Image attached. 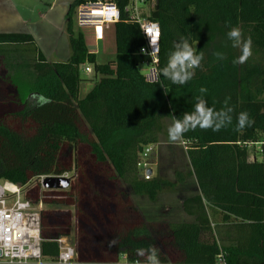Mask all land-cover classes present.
Segmentation results:
<instances>
[{"label":"trees","instance_id":"1","mask_svg":"<svg viewBox=\"0 0 264 264\" xmlns=\"http://www.w3.org/2000/svg\"><path fill=\"white\" fill-rule=\"evenodd\" d=\"M119 1L115 59L83 98L80 68L97 66L73 22L83 0L66 14L67 60H49L30 33L0 32V180L23 188L42 176L73 173L69 188L38 182L25 193L34 204L67 206L40 211L43 261L27 264H60L57 240L73 228L76 264H147L149 249L159 264H213L220 251L229 264H264V159L249 160L246 145L264 137V0H157L151 10L161 26L157 81L140 70L150 60L140 52L145 38L138 24L124 21L128 0ZM232 27L255 48L243 64H233L240 51L227 38ZM181 38L197 40L203 60L190 81L174 85L159 70ZM201 87L209 107L231 109V123L181 137L188 175L197 182L182 208L194 220L147 221L132 194L155 202L176 184L141 177L140 155L159 143L166 119L193 110ZM39 97L47 100L42 106ZM241 112L252 121L243 129L237 127ZM177 175V181L184 177Z\"/></svg>","mask_w":264,"mask_h":264},{"label":"built area","instance_id":"2","mask_svg":"<svg viewBox=\"0 0 264 264\" xmlns=\"http://www.w3.org/2000/svg\"><path fill=\"white\" fill-rule=\"evenodd\" d=\"M157 0H128L125 5V22L139 25L141 33L145 38V44L140 52L148 56L150 60L147 65L150 67L146 79L149 81L158 80V54L160 49L161 26L160 23L151 18V10L155 7ZM77 24L79 27H93L95 36L101 40L104 37V29L121 21V7L119 0H83L76 10ZM150 35L157 36L155 56L149 54L153 51ZM91 72L92 69L87 67ZM184 144V143H183ZM256 152L264 153V137L259 141H251L246 144ZM154 149L149 145L140 155L138 166L143 172L146 180L153 177V163L149 157ZM254 160L257 157H254ZM152 170V172H149ZM64 176V175H63ZM45 176L41 177V181ZM40 209L34 205L21 191V188L14 184L0 185V262L10 264H27L30 262H42L40 251ZM60 253L58 263L70 264L77 253L75 247L67 237L58 240ZM136 264H145L136 262ZM213 264H229L222 251L216 255Z\"/></svg>","mask_w":264,"mask_h":264},{"label":"rangeland","instance_id":"3","mask_svg":"<svg viewBox=\"0 0 264 264\" xmlns=\"http://www.w3.org/2000/svg\"><path fill=\"white\" fill-rule=\"evenodd\" d=\"M12 1V2H11ZM15 1V2H14ZM0 0V21L9 22L11 20H14L15 15L13 12L17 9L20 11L21 14L24 13V6L28 2L30 4H34L36 9H46L47 4H50L53 0H42L40 3L39 0ZM34 1V3H33ZM63 5L65 8V21H66V14H67V7L69 8V5L73 3L75 0H57L56 2ZM19 2V3H18ZM58 8V7H56ZM64 21V25H65ZM15 22V29H20V26L17 25ZM73 22L75 29L82 32L85 37V42L88 47V49L96 54V64L94 63H86L81 66L80 68V76L83 79L79 95L81 98H83L96 84V82L100 78V69L107 64L109 61L115 59L116 56V41H115V35H114V26L111 25L109 29H104V37L103 39L99 40L95 36V29L93 27H79L77 24V17L76 13L73 15ZM65 29V28H64ZM66 37L69 41L68 34L65 32ZM53 35V32L50 33ZM65 37V38H66ZM59 35L55 36L54 40L58 42ZM65 38H63L65 40ZM59 43V42H58ZM64 42L61 43V50L63 51ZM252 47V53L255 52V48L253 45ZM47 49V47H46ZM89 67L92 69L91 72H88L86 68ZM149 66L147 63L140 64V70L146 75L149 71ZM173 123L172 118H168L165 120V127L163 132L161 133V145L155 146L149 160L153 163V176H161L164 178H167L169 181L174 182L175 188L167 187L164 190H162L159 193L158 199L153 202L151 201L147 196L145 195H135L132 194V197L144 215L145 219L147 221H172V222H179L183 221L185 219L183 213H182V198L185 195L192 194L197 189V184L194 181V177H190L188 173L191 170V165L188 159L186 147L183 144L181 138L175 142H170L168 140L167 135V129L168 127ZM159 141V142H160ZM158 152V154H157ZM251 154H256L258 160L264 159V153L263 152H256V149L250 148L249 151V159L252 160ZM181 172V174L184 175L183 181H177L178 175L177 173ZM73 173H67L64 176L72 178ZM140 176H143V172L140 171ZM38 181L33 180L28 186L21 188V191L25 195L27 190H31L33 187L37 185ZM177 182V183H176ZM5 184H12L6 180H0V185ZM70 187V186H69ZM68 187V188H69ZM126 189L129 192L131 191V188L127 185H124ZM36 207H38L40 210L44 209H66L67 206L64 205H50V204H44V203H35ZM75 229H72V233L70 236H68L69 242L75 247L74 242V234ZM122 263H127L125 256L121 259ZM73 264H76V259L71 262Z\"/></svg>","mask_w":264,"mask_h":264},{"label":"clouds","instance_id":"4","mask_svg":"<svg viewBox=\"0 0 264 264\" xmlns=\"http://www.w3.org/2000/svg\"><path fill=\"white\" fill-rule=\"evenodd\" d=\"M227 38L232 42L233 48H238L240 55L233 60V64H243L252 54L251 39H243L242 32L238 27H232L227 32ZM150 43L153 45V51L149 54L155 56L158 49L156 48L157 36L150 35ZM197 40L190 43L188 39L181 38L173 45V50L169 52L167 62L159 72L163 78L167 79L174 85H184L193 78L194 70L198 68L203 60V53L197 52L195 45ZM218 59H223L222 53H215ZM199 92L202 94L196 98L191 112H186L181 119H173V123L167 129L168 140L175 142L179 140L184 133L189 130L209 129L218 131L221 127L231 123V116L227 111H217L207 105L205 99L202 98L207 89L201 87ZM47 100L39 97L36 101L37 106H42ZM252 121L246 112H241L237 117V127L243 129L246 125H250ZM114 243V241L110 242ZM137 254L145 256V250L139 249ZM147 264H159V259L155 249H149L147 254Z\"/></svg>","mask_w":264,"mask_h":264},{"label":"crops","instance_id":"5","mask_svg":"<svg viewBox=\"0 0 264 264\" xmlns=\"http://www.w3.org/2000/svg\"><path fill=\"white\" fill-rule=\"evenodd\" d=\"M56 1L57 0H53L50 4H47L46 9H36L34 4H30L28 2L24 6L25 9L23 14H21L20 11H18L17 9L15 10V12H13L15 15L14 20L16 21L17 25L20 26V29H15L14 20H11L9 22L0 21V32L30 33L35 38L38 46L49 60L51 61L67 60L70 57V44L66 37V34L64 33V21H65L64 13L66 7L64 8L62 4L59 5V3H62V1L61 2H56ZM39 2L41 3L42 0H39ZM51 31L53 32V35L50 34ZM57 35H59L58 38L59 43L56 42L57 40L56 41L54 40L55 36ZM63 38H65V40ZM63 42H64V47L62 51L61 43ZM160 140H161V136H160ZM160 145H161V141L156 144V147ZM251 157L252 160H254L253 155ZM254 157H257V155L254 154ZM180 180L183 181L184 177ZM194 181L196 182L195 179ZM196 191L194 193H196ZM194 193L185 195L182 198V202L185 198L193 195ZM182 213L185 217L183 221L187 222L194 220L193 217L187 215L183 211V208H182Z\"/></svg>","mask_w":264,"mask_h":264},{"label":"water","instance_id":"6","mask_svg":"<svg viewBox=\"0 0 264 264\" xmlns=\"http://www.w3.org/2000/svg\"><path fill=\"white\" fill-rule=\"evenodd\" d=\"M70 184L71 178L66 176H47L41 181V185L45 189H66Z\"/></svg>","mask_w":264,"mask_h":264}]
</instances>
